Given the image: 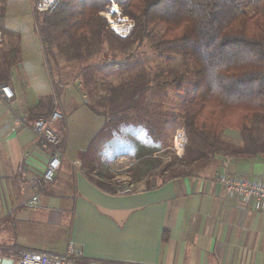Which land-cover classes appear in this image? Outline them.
Returning a JSON list of instances; mask_svg holds the SVG:
<instances>
[{"label": "crops", "instance_id": "0c3cea01", "mask_svg": "<svg viewBox=\"0 0 264 264\" xmlns=\"http://www.w3.org/2000/svg\"><path fill=\"white\" fill-rule=\"evenodd\" d=\"M4 1L5 27L17 33L19 60L7 83L13 98L0 101V257L15 264L22 250L61 252L70 240L85 258L107 264H264V210L241 197L227 198L212 180L219 170L264 184V154L220 157L198 176L170 178L151 188L143 180L114 193L100 188L73 164L81 162L80 152L104 118L58 78L56 92L34 0ZM58 61L61 68L75 64ZM50 95L62 114L53 123L61 157L47 182L42 173L50 152L31 125L49 116L45 108L36 118L33 112ZM95 173L93 178L104 181ZM32 195L37 207L26 204Z\"/></svg>", "mask_w": 264, "mask_h": 264}, {"label": "trees", "instance_id": "16d2710c", "mask_svg": "<svg viewBox=\"0 0 264 264\" xmlns=\"http://www.w3.org/2000/svg\"><path fill=\"white\" fill-rule=\"evenodd\" d=\"M4 3L0 0V35L17 42L0 51V85L9 82L19 60L18 36L5 27ZM114 3L119 15L132 22L124 36L105 16H117ZM37 26L51 76L50 58L56 68L58 57L73 60L91 99L83 103L104 118L80 152L82 170L100 188L112 193L124 189L92 174L102 164L109 141L126 129L144 130L163 153H172L158 171L142 172V178L131 182L143 180L146 188L174 177L198 176L220 157L264 154V0H56ZM144 45L165 58L164 63L172 61L165 54L179 57L182 70L162 66L151 77L138 66L118 79L106 78L110 70L119 73L122 67L139 65ZM188 78L191 93L183 95ZM52 81L60 92L58 82ZM172 89L182 98L177 113L155 112L147 105L149 94L169 98ZM55 100L51 95L41 98L33 116L42 108L51 113ZM166 126L183 130L181 155L166 143Z\"/></svg>", "mask_w": 264, "mask_h": 264}, {"label": "rangeland", "instance_id": "374dc122", "mask_svg": "<svg viewBox=\"0 0 264 264\" xmlns=\"http://www.w3.org/2000/svg\"><path fill=\"white\" fill-rule=\"evenodd\" d=\"M113 10H115L117 16L112 18L109 12L105 14L107 21H109L111 28L116 33L124 36L131 28L132 22L127 17H121L119 15V7L115 3ZM7 40L8 37H1L0 35L1 52L7 49V44H5ZM141 50L144 54H142L139 65L122 67V70L119 73L110 70L109 72L111 74L105 75L106 78L109 80L118 79L122 75L125 76L131 71L136 70L138 66L147 70L151 77L158 75L160 73L159 68L162 66L171 68L172 71L176 72L182 70L180 58L173 54H165V56H171L172 59L171 63L167 64L164 63L165 58H160L158 54L152 53L150 47L144 45ZM50 66L54 74V76L51 77L55 81H57L58 78L61 80L62 84L67 82L69 84L68 91H73V93L76 91L77 94L83 95L88 101H91L88 96V91L83 85V81L79 75L81 68L77 64H72L63 68H56L50 58ZM168 77H171L170 73L168 74ZM75 78H77L76 87L73 85ZM99 78L105 77L103 75ZM188 82L187 87L183 91V95H185V92L187 95L191 93L189 85L193 83L192 79L188 78ZM168 93H170L168 96L169 98H166L163 94H161V96L158 94H149L147 105L155 112H160L161 110H173L174 113H177L180 109V103L182 100V98L178 97L180 93L174 89L170 90V92L168 91ZM162 115L165 116L163 113ZM129 130L132 129L122 131L119 135L113 137L109 141L102 157V164L96 170L94 177L111 183L116 182L122 187H129L136 177L142 178V172L146 175L149 170H152V172L158 171L162 167V164L166 160H169L172 153H163V149H160L161 146L158 145L156 147L144 130L140 129L133 132ZM164 131L169 133L166 138V143L170 145V150L176 155H181L185 142L183 130L166 126ZM154 150H157V152L153 153ZM155 180L156 182H159V178L156 177Z\"/></svg>", "mask_w": 264, "mask_h": 264}, {"label": "built area", "instance_id": "2783aa9c", "mask_svg": "<svg viewBox=\"0 0 264 264\" xmlns=\"http://www.w3.org/2000/svg\"><path fill=\"white\" fill-rule=\"evenodd\" d=\"M56 0H34L33 12L37 17L47 13ZM13 91L9 84L0 85V101H9L13 98ZM56 108L47 118H39L32 122L31 130L37 137L42 148L49 150L50 156L43 169L42 178L51 181L60 167L61 151L59 149L60 138L53 129V123L62 118L57 110L58 100H55ZM20 119H18L19 121ZM227 159V158H226ZM79 168L80 163L73 164ZM212 180L217 184L227 198L241 197L249 200L258 209L264 210V184L258 181H250L233 177L226 171H216ZM39 203L37 195H32L26 202L29 207H37ZM15 264H107L91 260L82 256V253L74 244L67 240L61 252L22 250Z\"/></svg>", "mask_w": 264, "mask_h": 264}, {"label": "water", "instance_id": "95a60500", "mask_svg": "<svg viewBox=\"0 0 264 264\" xmlns=\"http://www.w3.org/2000/svg\"><path fill=\"white\" fill-rule=\"evenodd\" d=\"M0 264H12V260L8 258H1L0 257Z\"/></svg>", "mask_w": 264, "mask_h": 264}]
</instances>
